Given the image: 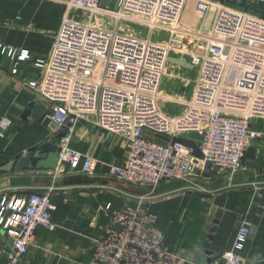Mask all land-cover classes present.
<instances>
[{"label":"built area","instance_id":"built-area-1","mask_svg":"<svg viewBox=\"0 0 264 264\" xmlns=\"http://www.w3.org/2000/svg\"><path fill=\"white\" fill-rule=\"evenodd\" d=\"M52 1L83 14L64 23L53 36L51 55L36 62L41 83L27 84L53 102L46 120L54 136L66 131L59 146L58 169L77 170L82 165L83 173L95 171L98 161L70 146L78 122L91 121L108 137L129 141L125 166H112L111 171L130 184L156 188L205 171L208 163L231 174L239 171L244 154L260 137L253 120L264 119V21L229 7L233 0H220L214 25L203 35L179 27L185 0H118L116 9L109 11L101 8L103 0ZM243 1L264 5V0ZM208 8L206 3L198 4L201 11ZM123 21L150 32L137 33L123 26ZM160 31L172 33L169 42L155 38ZM175 33L203 44L199 52H188L198 66L192 98L186 104L160 93L170 52H182L171 45ZM0 50L18 62L30 59L28 51L3 45ZM13 72L17 73V67ZM161 102L184 105L186 111L167 116ZM9 125L7 118L0 120L1 130ZM144 131L168 134L174 140L199 133L203 159L174 140L166 144L150 140ZM143 200L110 215L90 264H184L165 249L159 217L141 204ZM56 211L50 193L1 199L0 233L5 235L0 234V260L5 257V264H21L39 229L58 228ZM251 226L244 216L233 248L224 254L225 264H246L243 252Z\"/></svg>","mask_w":264,"mask_h":264},{"label":"crops","instance_id":"crops-1","mask_svg":"<svg viewBox=\"0 0 264 264\" xmlns=\"http://www.w3.org/2000/svg\"><path fill=\"white\" fill-rule=\"evenodd\" d=\"M219 2L185 0L179 27L208 34ZM117 3L118 0H103L101 8L113 10ZM199 3L208 4V10H199ZM228 6L264 21L262 4L233 0ZM82 16L80 11L52 0H0V45L28 51L30 55V59L18 62L0 50V120L10 121L6 129H0L4 135L0 137V200L24 199L33 192H43L50 193L57 206L53 217L58 228L53 232L39 229L21 264H90L110 215L138 205L141 199V204L159 217L165 249L177 254L184 264H225L224 254L233 248L244 216L252 224L244 260L246 264H264V119L253 120L252 127L260 137L249 148L254 149L251 156L234 174L211 166L185 180L167 181L156 188L130 184L111 171L112 166H125L129 141L122 136L108 137L107 131L91 121L78 122L70 146L98 161L93 173H83L82 165L77 170L69 166H57L55 170L34 166L17 169L24 154L38 151L55 138L46 120L53 102L27 85L41 83L36 62L51 55L53 36L64 23ZM15 67L17 73L13 72ZM196 75L195 70L191 98ZM164 103L174 104L161 105ZM143 136L163 144L174 140L171 135L150 131H144ZM181 137L197 145L201 140L199 133ZM46 157L42 155L40 159ZM5 262L3 257L0 264Z\"/></svg>","mask_w":264,"mask_h":264},{"label":"rangeland","instance_id":"rangeland-1","mask_svg":"<svg viewBox=\"0 0 264 264\" xmlns=\"http://www.w3.org/2000/svg\"><path fill=\"white\" fill-rule=\"evenodd\" d=\"M108 24L110 25L111 21H109ZM122 24L123 26H128L137 33L147 35V33L150 32L147 27L143 28L138 24H130V21H123ZM170 34L172 33L160 31L155 33V38L169 42ZM173 37L174 40L171 43L172 47L182 52H170L166 74L160 87V93L173 100H185L189 102L191 100L192 82L195 77V70H197L198 62L188 52H199L203 44L195 41V38L180 35V33H175ZM170 64L178 66L183 70L172 68ZM188 83L190 85H188ZM161 103L160 109L164 114L170 117H176L186 111V106L165 103L161 105Z\"/></svg>","mask_w":264,"mask_h":264},{"label":"water","instance_id":"water-1","mask_svg":"<svg viewBox=\"0 0 264 264\" xmlns=\"http://www.w3.org/2000/svg\"><path fill=\"white\" fill-rule=\"evenodd\" d=\"M30 108L34 109V107ZM65 134L66 131H63L56 135L53 141L48 142L42 147H40L38 151H30L24 154L17 163V169H23L24 167L34 166L55 170L59 162V146L61 143V138L65 136ZM175 141L188 148L194 157L198 159H203V156L199 150V146L194 141H190L184 137H177ZM253 151L254 149H248L246 151L243 157L242 164L244 163V159L251 156V153H253ZM42 155H47V157L45 159H40ZM209 167H211V165L209 163L206 164V169H208Z\"/></svg>","mask_w":264,"mask_h":264},{"label":"bare ground","instance_id":"bare-ground-1","mask_svg":"<svg viewBox=\"0 0 264 264\" xmlns=\"http://www.w3.org/2000/svg\"><path fill=\"white\" fill-rule=\"evenodd\" d=\"M188 103L187 101L185 102V104Z\"/></svg>","mask_w":264,"mask_h":264}]
</instances>
